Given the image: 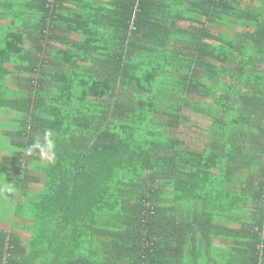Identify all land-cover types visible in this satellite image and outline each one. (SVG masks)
Listing matches in <instances>:
<instances>
[{
    "label": "trees",
    "instance_id": "1",
    "mask_svg": "<svg viewBox=\"0 0 264 264\" xmlns=\"http://www.w3.org/2000/svg\"><path fill=\"white\" fill-rule=\"evenodd\" d=\"M0 111V264H264V0H0Z\"/></svg>",
    "mask_w": 264,
    "mask_h": 264
},
{
    "label": "rangeland",
    "instance_id": "2",
    "mask_svg": "<svg viewBox=\"0 0 264 264\" xmlns=\"http://www.w3.org/2000/svg\"><path fill=\"white\" fill-rule=\"evenodd\" d=\"M11 119V117L9 116L8 113H5V112H1L0 111V122L2 121H9ZM6 122L5 124H3L4 127H9V128H12L13 127V124H11V122ZM195 122L198 123V125L200 126H203V127H206L207 126V121L206 120H202V119H197L195 120ZM162 137H165V136H168L167 134L165 135H161ZM189 137V132L186 131L185 129H181L180 133L178 134V139L179 140H182V141H185L187 142V139ZM50 156L47 155V156H44V160H49ZM30 175L32 177H36L38 175L37 171H32L30 173ZM41 184L39 183H35V182H32L30 184L31 187H34V188H39ZM1 194V192H0ZM6 197L4 196H0V229L4 230V231H9L11 229V226H10V223L12 225L13 223V220H17L15 217H14V213L12 211V207L10 204H8L5 199ZM17 199V195L16 194H13L12 197H10L8 200L9 201H15ZM13 215V217H12ZM20 233L24 234L25 235V232L23 231H20ZM26 236V235H25Z\"/></svg>",
    "mask_w": 264,
    "mask_h": 264
},
{
    "label": "clouds",
    "instance_id": "3",
    "mask_svg": "<svg viewBox=\"0 0 264 264\" xmlns=\"http://www.w3.org/2000/svg\"><path fill=\"white\" fill-rule=\"evenodd\" d=\"M55 148V141L51 136L45 133L42 137L37 136L33 143L29 146L28 151L30 153L38 150L41 154L52 152Z\"/></svg>",
    "mask_w": 264,
    "mask_h": 264
}]
</instances>
